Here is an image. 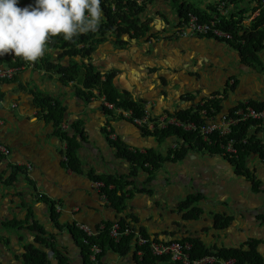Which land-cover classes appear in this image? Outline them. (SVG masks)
<instances>
[{
    "label": "crops",
    "instance_id": "obj_1",
    "mask_svg": "<svg viewBox=\"0 0 264 264\" xmlns=\"http://www.w3.org/2000/svg\"><path fill=\"white\" fill-rule=\"evenodd\" d=\"M219 1L206 0L199 6L193 0L185 3L211 17L217 12ZM32 3L34 0H20L21 7ZM257 3L247 0L246 7L252 11L246 16L233 5L228 6L225 16L243 17L242 25L249 28ZM143 5L144 11L138 17L148 27L145 36H124L122 43H117L113 35H107L88 59L67 57L46 44L55 69H45L41 57L37 60L42 66H35L32 60L18 56L24 58V68L13 80L0 82V142L10 149L5 160L0 158V173L2 177L16 174L9 185L0 179V264H24L23 255L29 245L45 252L50 264H57L59 255L68 264H84L74 236V231L83 232L77 226L101 234L105 225L114 221H123L124 226L128 224L135 231L162 241L197 239L212 251L244 248L254 242L264 263L262 157L249 156L245 161L249 174L238 175L223 156L189 150L181 160L164 163L151 179L143 170L130 177V165L117 157L109 134L130 152L151 150L161 156L174 149L177 139L158 142L130 121L106 111L93 97L79 93L84 92L82 80L90 68L102 76L113 73L112 91L126 95L142 108L148 107L155 116L175 117L211 96L219 101L220 115L248 102H264V50L257 53L256 62H246L237 41L178 36V25L183 21L178 4L147 0ZM103 17L102 11L99 23ZM75 65L77 74L82 72L81 79L62 80L57 68ZM37 96L52 99L64 110L62 132L69 133L77 145L76 170L64 160L67 142L41 114ZM257 137L263 142L264 131ZM108 175L128 181L124 207L119 212L110 208L94 187L93 178ZM189 195L200 198L190 207L199 211L195 218L188 217L190 208H179ZM28 210L32 212L31 219L27 218ZM52 210L58 227L51 218ZM215 215L230 218V223L224 229H216ZM11 222L17 225L6 227ZM34 222L44 229L52 248L34 243L35 235L29 228ZM99 261L138 264L140 259L131 248L125 255L107 248Z\"/></svg>",
    "mask_w": 264,
    "mask_h": 264
},
{
    "label": "trees",
    "instance_id": "obj_2",
    "mask_svg": "<svg viewBox=\"0 0 264 264\" xmlns=\"http://www.w3.org/2000/svg\"><path fill=\"white\" fill-rule=\"evenodd\" d=\"M169 1L174 4H178V11L182 19L186 17L187 13H192L203 21L209 19V16L204 11L198 9L192 4L185 3L186 0ZM221 1H224L228 5H233L236 8L239 7L240 14L247 12V0ZM255 1H257L258 6H260L264 0ZM100 7L104 12V17L101 22L95 26V28L79 32L74 35L72 39H65L63 33L50 35L46 44H48L51 48L61 50L63 55L67 57L75 56L80 57L81 59H88L93 51L105 41L107 35H113L117 43H122L121 39L124 36L138 39L139 37L146 35L148 27L147 25L141 23L138 17L139 14L144 11L145 5L137 4L136 0H101ZM242 20L243 17L235 19L234 16H230L227 19L221 20L220 28L229 32L233 37V41L238 42L237 45L242 59L246 62L254 63L258 60L257 53L264 50V9L260 8L259 15L252 20L249 28H245V26L242 25ZM40 57L42 65L45 69L50 71L56 68V66L50 62V58L46 53V48L43 55ZM0 64H5L8 67L19 68L24 66V58H20L17 55L15 58V54L9 55L7 53L0 56ZM57 72L58 74H62L61 79L66 82H72L77 79L76 65L68 68H57ZM102 77H104L103 80ZM113 78V73H108L102 76L100 73H94L90 68H87L82 80L84 92L79 93L86 98H90L93 96L91 90L98 89L97 91L104 95L106 100L113 103L116 107L131 109L135 115L142 113L141 104L128 98L126 95H117L112 91L113 88L111 81ZM232 87L233 86H230V88ZM36 103L41 108V114L46 118V120L53 123L55 126L56 134L67 142V165L73 170H76L77 157L75 155V150L77 145L72 139H70V134L62 132L61 129L64 110L59 108L57 103L50 98H41L37 96ZM247 104L256 110L264 109V102H248ZM201 110H205L207 116H217L221 113V106L219 105L218 100H208L204 103L197 104L193 110L176 113L175 117L180 120L204 123L206 119L202 120L201 116H199V112ZM252 125L253 123L245 122L231 128V133L229 134L228 139H234L236 142L235 147L237 149L236 157L232 158L222 154L223 152H221L217 143L222 142L223 139H218L216 135L211 136L213 144L207 145V143L203 142V140L196 134L171 126L163 130H155L153 133L145 132L148 135L156 137L158 142H162L173 137L177 139V147L170 150L166 156L155 154L151 150H147L144 153H140L137 150L130 152L119 142L114 143V148L118 158L128 161L130 165V177L136 176L138 172L143 170L149 174V179H151V175L155 174L164 163L177 162L181 160L189 150L202 151L206 154L221 155L231 162L235 168L236 174L248 175L249 171L245 168V161L247 158L255 154L264 159V144H262L261 139L257 137L258 133L263 132L264 129L256 130V132L250 134ZM148 167H150V169ZM15 175L16 174L12 172L9 176L2 177L0 173V179L4 184L9 185L16 179ZM93 181L102 183L103 187L101 188L100 193L106 197L108 206L118 212L121 211L124 207L123 205L126 197L125 188L128 181L123 180V178H115L111 175L106 177H95L93 178ZM199 199V196L189 195L180 203L179 208L181 210L190 208L196 204ZM198 213L197 210L192 207L187 214L189 218H195ZM27 218H32V212L30 210H28ZM51 218L56 227H58L59 224L57 222V217L55 216L53 210ZM230 220V218L215 215V228L224 229L230 223ZM124 223L125 222L120 221L121 227L124 226ZM16 225V222H11L7 223L6 227H15ZM110 226V223L106 224L101 234L96 237H86L84 233L77 234L74 231V236L82 251L84 264H90L88 256L90 254L89 251L93 246H98L101 249V252L109 248L117 254H128L130 250L131 238L122 237L117 242L113 241L109 237ZM29 228L35 235L34 243L40 245L47 244L48 247L52 248V244H49L48 242L50 238L39 224L34 222L29 226ZM69 230H72V228L69 227ZM84 240L87 244H83ZM184 241H187L191 245L189 253L191 258H199L208 254H216L217 257L222 259L232 258L235 260L236 264H264L256 251L257 245L254 242L247 243L244 248L239 247L212 251L206 248L204 244L197 239L190 238L184 239ZM23 260L24 264H50L46 253L36 249L33 245L26 247ZM167 261L170 262L167 256L160 258L154 257L147 248H144L143 256L138 264H158L160 262ZM57 264H68V262L64 256L59 255L57 257Z\"/></svg>",
    "mask_w": 264,
    "mask_h": 264
},
{
    "label": "built area",
    "instance_id": "obj_3",
    "mask_svg": "<svg viewBox=\"0 0 264 264\" xmlns=\"http://www.w3.org/2000/svg\"><path fill=\"white\" fill-rule=\"evenodd\" d=\"M147 0H136L137 4L141 5ZM228 5L224 1H219L217 4V12L214 13L208 20H201L198 16L187 13L186 17L183 19L182 23L178 26V31L176 32L178 36H204L210 37L215 40L222 41H232L233 37L229 32H226L220 28L221 20L227 19L225 16V10ZM260 8L264 9V1L258 6L252 14L257 17L259 15ZM113 9V7H112ZM14 71L10 70H0V79L11 78ZM233 84V81H231ZM219 97V96H217ZM93 98L97 100L100 106H102L106 111L112 112L115 117H119L123 120H128L137 127L141 128L145 132L153 133L155 130H163L169 126L181 129L186 132H191L200 137L203 142L207 145H212L211 136L216 135L218 139H223L222 142L217 143L222 154H225L229 158L236 157L237 149L235 147L236 142L234 139H228L231 133V128L234 126L250 122L253 123L250 134L256 132V130L264 129V109L256 110L248 104L235 107L230 112L226 114H219L213 116H207L205 110L199 112L201 119H206L204 123H196L195 121L180 120L176 117H168L167 115L155 116L151 114L148 107L142 108V113L135 115L131 110H124L123 108L116 107L113 103L106 100L105 96L93 91ZM209 100H215V97L211 96ZM216 122V119H218ZM62 129L65 128L62 126ZM107 132H110L109 127H107ZM109 139L114 142L116 137L109 134ZM245 142V141H244ZM264 144V141L262 142ZM177 145H174V149ZM10 155V150L0 143V157L4 160ZM66 158H64L65 160ZM94 187L99 191L102 187L101 183H94ZM86 237H95L96 234L89 231L87 227L79 226ZM109 237L114 241H119L122 237L131 238L130 247L132 252L136 254L139 259L143 256V249L147 248L152 256L160 258L167 256L172 264H236L235 260L232 258L222 259L216 256V254H208L201 256L199 258H191L190 250L191 245L184 240H170L162 241L154 237H149L143 235L139 231H135L134 228L128 224L121 227L119 221H114L111 224L109 230ZM84 244L87 242L84 240ZM102 254L101 249L98 246H93L90 249V254L88 256L89 262L91 264H100L98 257Z\"/></svg>",
    "mask_w": 264,
    "mask_h": 264
},
{
    "label": "clouds",
    "instance_id": "obj_4",
    "mask_svg": "<svg viewBox=\"0 0 264 264\" xmlns=\"http://www.w3.org/2000/svg\"><path fill=\"white\" fill-rule=\"evenodd\" d=\"M100 4L101 0H34L21 7L20 0H0V56L12 53L32 60L35 66H42L37 58L43 55L50 35L63 33L65 39H72L79 32L95 28L102 16ZM17 73L14 72L11 78L0 79V82L13 80ZM93 91L97 90H91L92 94ZM101 188L98 192L107 202L100 193Z\"/></svg>",
    "mask_w": 264,
    "mask_h": 264
},
{
    "label": "rangeland",
    "instance_id": "obj_5",
    "mask_svg": "<svg viewBox=\"0 0 264 264\" xmlns=\"http://www.w3.org/2000/svg\"><path fill=\"white\" fill-rule=\"evenodd\" d=\"M193 2H194V4L196 5V6H199V5H202V4H205L206 3V0H193ZM237 9H239V7H237ZM246 11L247 12H245V13H243L244 15L245 14H250V12H251V9H249V7H246ZM237 14V16H239L240 14L239 13H236ZM246 16V15H245ZM261 64H259V67H261L260 66ZM254 67H256L257 69L259 68V67H257V66H255V65H253ZM3 69H5V67H3ZM77 78L80 80L81 79V76H82V72H79L77 75Z\"/></svg>",
    "mask_w": 264,
    "mask_h": 264
},
{
    "label": "bare ground",
    "instance_id": "obj_6",
    "mask_svg": "<svg viewBox=\"0 0 264 264\" xmlns=\"http://www.w3.org/2000/svg\"><path fill=\"white\" fill-rule=\"evenodd\" d=\"M3 67H5V69H3ZM24 68V66H21V67H19V68H14V67H8L7 65H5V64H0V70L2 71V70H12V71H14V72H19V71H21L22 69Z\"/></svg>",
    "mask_w": 264,
    "mask_h": 264
},
{
    "label": "water",
    "instance_id": "obj_7",
    "mask_svg": "<svg viewBox=\"0 0 264 264\" xmlns=\"http://www.w3.org/2000/svg\"><path fill=\"white\" fill-rule=\"evenodd\" d=\"M12 116H13V114H12Z\"/></svg>",
    "mask_w": 264,
    "mask_h": 264
}]
</instances>
